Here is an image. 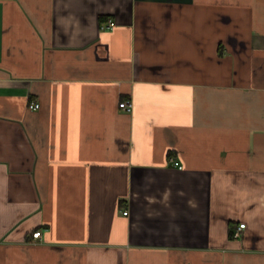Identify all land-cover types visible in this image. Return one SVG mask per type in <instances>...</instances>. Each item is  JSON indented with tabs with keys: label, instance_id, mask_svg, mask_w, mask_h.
<instances>
[{
	"label": "crops",
	"instance_id": "1",
	"mask_svg": "<svg viewBox=\"0 0 264 264\" xmlns=\"http://www.w3.org/2000/svg\"><path fill=\"white\" fill-rule=\"evenodd\" d=\"M0 264H264V0H0Z\"/></svg>",
	"mask_w": 264,
	"mask_h": 264
},
{
	"label": "built area",
	"instance_id": "2",
	"mask_svg": "<svg viewBox=\"0 0 264 264\" xmlns=\"http://www.w3.org/2000/svg\"><path fill=\"white\" fill-rule=\"evenodd\" d=\"M112 27H113V23L110 20H108V22L106 23V25L101 26V29L102 30H109ZM28 107L31 110H36L38 108V104L31 103V104H29ZM119 107L121 109L125 110L126 112H130L132 110V108H133V104H132L131 101H123L122 103H120ZM122 214L124 216H126L127 215V211H124ZM244 227H245V224H240L238 226V229L233 234L234 237H239L240 236V230L243 229ZM32 238L35 239V240L36 239H40L41 238V233L40 232L33 233L32 234Z\"/></svg>",
	"mask_w": 264,
	"mask_h": 264
}]
</instances>
